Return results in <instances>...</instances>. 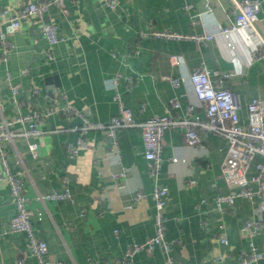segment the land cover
Segmentation results:
<instances>
[{
	"label": "crops",
	"instance_id": "1",
	"mask_svg": "<svg viewBox=\"0 0 264 264\" xmlns=\"http://www.w3.org/2000/svg\"><path fill=\"white\" fill-rule=\"evenodd\" d=\"M31 1L35 0H0V7L14 9ZM65 9L52 6L46 13L63 39L54 46V60L45 55L48 43L35 17L10 36L14 48L8 61H0V101L7 119L31 109H59L70 103L86 110L91 120L108 123L118 112L111 84L117 73L122 74L118 83L122 101L137 120L170 113L185 116L190 104L196 107L193 115L205 117V107L198 103L190 80L193 69L201 64L212 73H232L224 85L239 97L242 123H247L248 103L254 98L264 100V64L254 58V45L264 44V2L255 24L258 37L249 40V30L239 29L231 33L232 47L220 33L236 20L230 0H118L114 9L102 0H66ZM150 27L210 33L214 39L142 38L141 31ZM7 71L12 82L20 84L22 107L13 102ZM124 76L138 78L132 91L126 88ZM166 76L179 78V86H173ZM34 88L40 90L38 95L33 94ZM173 97L180 100L179 108L168 107ZM82 123L80 118L68 120L57 111L43 124L44 134L36 139L17 137L7 146L11 170L27 171L24 193L34 212L35 233L48 244L49 264H104L122 257L130 244L155 233L151 196L155 180L144 156L141 128L117 131L119 156L110 150L111 137L106 130H90L83 135L78 155L69 158L67 146L77 143L80 136L73 128ZM24 126L15 123L11 128L19 132ZM34 140L39 143L37 157L28 146ZM228 148V140L212 132L202 134L199 147L190 146L181 129L168 130L163 136L159 181L168 188L164 210L167 238L176 241L173 255L181 264H240L237 255L247 246L241 228L248 218L263 221L254 240L264 251V206L259 199H237L235 208L225 213L215 208L216 195L229 190L222 177ZM173 157L178 161L171 163ZM124 168L126 174L120 175ZM256 172L254 162L249 175ZM64 176L69 177L68 182ZM189 180H194L193 184H188ZM67 187L73 200L39 198ZM137 191L148 196L134 202ZM203 198L206 201L200 204ZM15 213L10 185L1 179L0 231ZM203 219L209 221V230L203 227ZM219 235H225L229 243H221ZM29 245L25 233L0 234V264H17ZM23 264L37 261L27 256ZM133 264L167 263L157 247L138 253Z\"/></svg>",
	"mask_w": 264,
	"mask_h": 264
},
{
	"label": "built area",
	"instance_id": "2",
	"mask_svg": "<svg viewBox=\"0 0 264 264\" xmlns=\"http://www.w3.org/2000/svg\"><path fill=\"white\" fill-rule=\"evenodd\" d=\"M66 0H35L22 4L18 8L0 7V61H8L14 43L10 36L22 28L24 21L35 17L41 24V30L48 43L45 55L49 60H54V46L62 39L58 33V25L46 19V13L52 6H59L65 9ZM108 7L114 9L118 5V0H102ZM235 7L236 20L229 26L220 29V33L228 40V45L232 47L229 40L231 33L239 29L249 30L247 39L253 40L258 37L255 24L259 19L261 3L264 0H230ZM210 9V7H208ZM142 38L154 37L170 40L193 39L198 42H206L214 39L213 34L182 33L171 30H161L150 27L148 30L141 31ZM254 45V58L261 60L264 64V44ZM176 61L178 57L174 56ZM28 72V68L25 69ZM232 76L230 72H211L204 64L195 67L190 75L196 99L200 105L205 107L206 115L201 117L193 115L195 105L187 107L185 116L165 114L154 115L145 121L136 119L133 110L127 107L122 101L118 83L122 78L121 73H117L112 78L111 84L114 89L113 99L118 104V112L108 123L91 120L84 109H79L73 104L66 103L63 107L46 108L44 110L31 109L27 113H20L12 119L4 116L2 103L0 101V180L8 181L11 194L16 207L15 215L2 227L0 234L6 235L16 232L25 233L29 239V248L23 258L17 264H23L25 257H34L37 264H49L46 260L48 244L45 240L37 237L33 227L34 212L28 207V199L24 193V184L27 179V171H12L8 158L7 146L17 137L36 139L46 131L43 124L57 111L63 113L68 120L74 118L82 119L80 126H75L80 131V136L75 144H68L67 153L69 158H75L84 142L83 135L90 130H106L111 137L110 150L115 155H120V148L117 140V131L121 128L140 127L144 145V156L150 176L155 180L151 196L155 201V233L151 237L141 242L130 244L122 257L106 261L104 264H133L135 256L141 251H152L160 247L163 251L167 264H181L174 255L173 249L175 240L167 238V224L164 210L167 204L168 188L159 181L162 167V148L163 136L166 131L181 129L185 132L188 144L192 147L201 145L203 133L212 132L225 137L229 142V148L225 159L222 162V177L224 178L228 192L220 193L214 198L215 208L221 213L232 211L237 199H246L254 202L259 199L264 206V100L254 98L248 103L247 123H242L240 117L241 103L239 97L232 90L227 88L224 83ZM126 88L132 91L138 85V78L134 76H124ZM173 86L180 84V79L173 76H166ZM6 80L12 91L13 102L19 107L23 106V101L18 97L20 84L12 82V74L6 72ZM40 90L34 88L33 94L38 95ZM65 97V95H64ZM168 107L176 109L180 107V100L173 97L168 101ZM20 123L24 126L22 131H15L11 126ZM29 151L34 156L39 155V143L34 140L29 142ZM262 160H258V158ZM171 163L178 161L176 157L170 159ZM255 162L256 173L249 175V171ZM124 168L120 175H125ZM64 181L68 182L69 177L64 176ZM194 180H189L188 184H193ZM144 191H137L134 194V202H139L147 197ZM42 200L56 199L73 200L71 190L67 187L63 191H52L39 195ZM201 199L200 204L205 203ZM206 230L210 229L209 221H201ZM220 228L225 227L224 223L219 224ZM263 228L261 218H248L241 233L247 239V246L241 249L237 255L240 264H260L264 260V251L261 250L256 242L255 236ZM218 239L223 244H228L225 235H219ZM220 259V258H219Z\"/></svg>",
	"mask_w": 264,
	"mask_h": 264
}]
</instances>
